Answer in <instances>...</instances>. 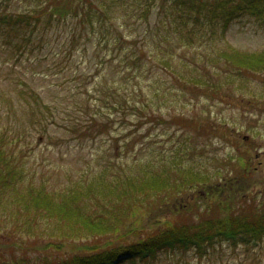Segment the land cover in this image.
Wrapping results in <instances>:
<instances>
[{
	"label": "trees",
	"instance_id": "1",
	"mask_svg": "<svg viewBox=\"0 0 264 264\" xmlns=\"http://www.w3.org/2000/svg\"><path fill=\"white\" fill-rule=\"evenodd\" d=\"M31 3L24 12L9 10L7 0L0 4V22L20 29L17 47L20 53L27 48L31 55L23 59L22 52L20 60L38 65H33L31 75L27 70L19 79H10L20 86L19 97L26 115L33 118L31 125L46 131L43 121L48 118V123L62 126L59 120L64 114L70 140L79 143L102 139L119 126L123 133L111 139L116 146L123 141L118 145L124 147L122 153L136 149L138 141L148 136L150 131L143 128L147 123L180 129L168 152L158 149L151 159L125 168L105 151L101 157H107L108 166L88 179L90 174L71 180L53 193L47 191L45 182L37 184L36 176L28 175L22 152L19 161L6 149L13 133L8 130L11 125H0V264H165V258L188 264L186 254L201 264L202 260L214 261L224 245L232 250L242 247L249 253L253 246L264 243V192L251 190L261 162L247 149H239L243 141H250L255 151L252 135L241 132L238 143L239 137H230L236 129L210 116V111L191 118L181 114L166 118L162 112L153 115L152 109H169L180 99H166L162 83L149 80L148 73L167 71L172 87L186 97L199 94L221 102L240 99L250 106L246 111L256 108L264 95L243 96L247 79L264 74V50L237 49L226 43L225 34L244 17L264 25V0ZM68 17L74 23L69 25L65 41L53 46L41 36L35 42L29 39L34 30L40 28L41 33L62 25ZM152 37L158 38L156 43L146 42ZM210 41L217 45L208 49ZM46 47H50V56L40 55ZM184 48L191 51L189 56L177 54ZM80 51L83 58L76 62L75 53ZM49 60L54 61L50 67L56 80L49 86L66 85L67 96L75 97L67 107L48 105L27 80L30 76L46 81L49 71L40 70V63ZM88 63L91 68L86 70ZM146 82L152 87L151 94L146 93ZM4 102L1 97L0 104ZM7 105L3 115L11 114V103ZM245 125L255 127L246 120ZM183 128L204 136L203 142ZM212 138H220L235 150L220 158L210 155ZM211 161L214 164L208 168L205 163ZM205 188L210 189L205 192ZM144 210L159 212L153 218L157 223L145 219ZM16 247L20 248L18 256L13 254Z\"/></svg>",
	"mask_w": 264,
	"mask_h": 264
},
{
	"label": "rangeland",
	"instance_id": "2",
	"mask_svg": "<svg viewBox=\"0 0 264 264\" xmlns=\"http://www.w3.org/2000/svg\"><path fill=\"white\" fill-rule=\"evenodd\" d=\"M3 0H0V4ZM33 0H7V5L9 10L13 12H24L30 9L33 4ZM62 25H53L45 31L39 33L38 29L34 30L33 34L29 37L34 42L41 36L45 40L52 42L53 46L59 44L61 41H65L69 36V25L74 23L71 17H68L65 21H61ZM141 31V29H140ZM83 36L80 42H83ZM141 39V38H140ZM158 38L152 37L148 38L146 42L156 43ZM225 41L233 47L240 49L242 51H260L264 50V25L258 23L255 19L244 17L241 20L230 25L229 29L225 34ZM20 41V29H10L4 23L0 22V98L4 97L6 102L0 104V125L6 126L11 125L9 131H12V138L10 142L6 144V149L13 151V156L17 157L16 160L20 161V152L25 155L24 158V168L28 175L36 176V183L39 184L41 181L45 182L47 185V191H53L57 193L60 188L66 186V184L74 179L80 178L82 175L90 174V176L98 172L101 168L108 166V159L101 157V154L107 151V154L112 157L113 161L119 164H123L126 168L127 165H131L132 162L137 163L141 160L151 159L158 149L165 150L168 152L170 149V143L173 142L178 136L180 127L178 126H167L162 124L147 123L143 126L145 131H150L148 136L143 138L136 149L130 150L129 153H122L124 150L118 148V145H123V141L113 142V138L117 135L122 134L121 128L117 126L116 130L111 132V135H104L97 137L95 141L82 140L80 143L70 140L72 134L67 133V121L63 118L59 120L62 126H54L52 122L48 123V118L43 121L47 125L46 131H41L40 125H31L33 123V118L26 115V109L24 103L20 100V86L16 82L10 80L12 77L15 79L20 78V73L24 71H29L31 75V69L33 65L37 68V63H30L29 61L20 60V54L23 52V59L31 57L27 52V48L20 53V46L17 47ZM215 41H210L206 44V48H213ZM217 47V46H216ZM81 48V47H80ZM50 47L44 48L40 55L49 53ZM201 51L205 48L200 49ZM183 53L184 56H189L191 51L184 48L182 52L178 51V55ZM200 55L197 54L194 57L196 61ZM83 58L81 51L75 53L74 60L79 62ZM54 61L49 60L40 63V70L49 71V76L46 81L41 78L37 80H31V77H27L32 88H34L43 101L48 105L53 106V104H58L60 107H67L69 105V100H74L75 97H68L64 91V87L56 88L54 86H49L50 83H56V80L52 77L51 65ZM91 68V64L85 66L86 70ZM149 80H159L164 86L162 95L166 99L174 100L180 99L172 104L170 108L161 109L159 112H154L156 110H151L150 112L157 116V114H164L163 117H171L174 115L181 114L185 117H201L206 112L210 111V116H215L219 121H227L231 127L236 129L234 134L232 133L230 137L236 140L240 133L251 134L253 141L252 143H257L255 151L251 149L250 141H243V147L241 149H247L255 160L260 161L261 167L258 168L256 172L255 179L257 183L251 186V190L254 192L257 189H262L264 192V156L260 153L264 152V97L260 98L259 94L264 95V74L256 75L254 77H249L246 81L247 92L244 94V98L251 99L253 94H257L258 104L255 105L256 108H252L250 111H246V108L250 106L243 105L244 100H231V102H221L219 100L211 101L205 99L203 96L197 94L196 96L187 97L181 93L177 88H173V82H171L170 74L167 71L151 70L148 72ZM146 93L151 94V86L146 82ZM73 89V84L69 85ZM7 102L11 103V114L3 115L8 106ZM159 105L162 103L158 102ZM246 111V112H245ZM245 112V113H244ZM242 117L250 122L254 123V129H248L247 126L244 127V122ZM253 120H256L255 122ZM21 121V128H20ZM203 122V120H201ZM20 129H22V136L20 139ZM184 130H190L191 128H183ZM174 130L176 131L174 134ZM194 133V132H193ZM140 134V133H139ZM194 137L197 142L202 143V135L194 133ZM171 138V140L169 139ZM214 145L208 146V151L210 155H215L216 157H223L225 154L233 152L235 147L231 144L225 143L220 138H212ZM188 142H193V140H188ZM238 143H241V138H238ZM116 147V149H115ZM120 151V152H119ZM135 155L137 158L135 159ZM134 156V157H133ZM133 157V158H132ZM205 157L201 160L204 161ZM258 161L254 165L257 166ZM16 164V162H15ZM214 162H206L205 165L208 168H212ZM17 165V164H16ZM255 174L252 172L251 176ZM210 189V188H209ZM205 188L204 191L209 190ZM147 213L145 219L151 218L154 223H157L154 215H158L157 211H142ZM157 219V218H156ZM251 248V247H250ZM13 254L20 255V248H14ZM221 255L215 253L216 259L214 261L202 260L201 264H264V243L257 244L252 247L249 253L243 250L242 247H237L236 250H232V247L224 245L222 247ZM214 257V256H213ZM33 258H36L33 256ZM32 258V259H33ZM212 258V257H211ZM10 259V258H9ZM31 259V258H30ZM185 260L188 264H196L191 255L186 254ZM161 262V261H160ZM165 264H174L173 260L170 258L164 259ZM180 263H185L183 260ZM160 264V263H159Z\"/></svg>",
	"mask_w": 264,
	"mask_h": 264
}]
</instances>
